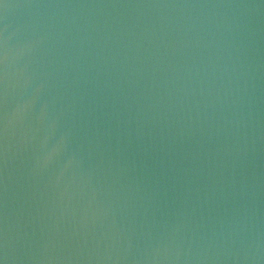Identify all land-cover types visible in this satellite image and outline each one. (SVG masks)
<instances>
[{"label": "water", "instance_id": "95a60500", "mask_svg": "<svg viewBox=\"0 0 264 264\" xmlns=\"http://www.w3.org/2000/svg\"><path fill=\"white\" fill-rule=\"evenodd\" d=\"M0 264H264V0H0Z\"/></svg>", "mask_w": 264, "mask_h": 264}]
</instances>
